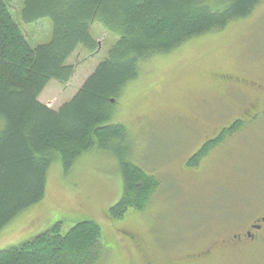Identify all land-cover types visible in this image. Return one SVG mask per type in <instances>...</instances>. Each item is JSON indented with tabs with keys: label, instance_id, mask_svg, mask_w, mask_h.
Segmentation results:
<instances>
[{
	"label": "rangeland",
	"instance_id": "rangeland-1",
	"mask_svg": "<svg viewBox=\"0 0 264 264\" xmlns=\"http://www.w3.org/2000/svg\"><path fill=\"white\" fill-rule=\"evenodd\" d=\"M4 2L31 47L51 42L50 18L25 23V0ZM208 4L214 11L224 7L222 0ZM90 32L97 48L76 50L67 62L74 76L68 84L50 82L39 98L43 105L58 110L70 101L119 39L99 22ZM114 105L107 125L127 130L123 160L160 182L146 209L110 217L125 191L118 142L95 147L68 173L60 159L53 162L44 199L0 231V251L57 224L66 235L92 221L102 245L94 264H264V243L231 242L264 213V1L223 30L141 61L138 77ZM253 106L262 110L259 117L188 167L205 144L254 113Z\"/></svg>",
	"mask_w": 264,
	"mask_h": 264
},
{
	"label": "trees",
	"instance_id": "trees-1",
	"mask_svg": "<svg viewBox=\"0 0 264 264\" xmlns=\"http://www.w3.org/2000/svg\"><path fill=\"white\" fill-rule=\"evenodd\" d=\"M262 1L222 0V10L214 11L209 0H25V23L53 22L51 42L33 48L0 0V231L44 199L54 161L60 159L68 173L80 155L95 147L112 148L113 142H118L125 191L109 215L120 219L131 208L144 211L160 182L123 160L127 130L122 124L107 125L114 102L138 77L141 61L223 30L250 16ZM96 22L119 37L108 58L58 110L43 105L39 98L50 82L68 84L74 76L67 62L76 50L97 48L90 32ZM242 125L205 144L188 167L199 166ZM101 247L96 223H79L66 235L57 224L30 242L0 251V264H94Z\"/></svg>",
	"mask_w": 264,
	"mask_h": 264
},
{
	"label": "flooded vegetation",
	"instance_id": "flooded-vegetation-1",
	"mask_svg": "<svg viewBox=\"0 0 264 264\" xmlns=\"http://www.w3.org/2000/svg\"><path fill=\"white\" fill-rule=\"evenodd\" d=\"M256 107L257 106L252 107V110L255 111L254 113H246V116L241 117V120H237L231 127L233 128L234 126L239 125L240 122L244 124L248 119L252 120L254 117H259L262 110L258 111ZM236 239L243 240L247 243H264V213L259 215V217L249 226V228L243 233L241 237L234 236L231 242H234L233 240Z\"/></svg>",
	"mask_w": 264,
	"mask_h": 264
}]
</instances>
